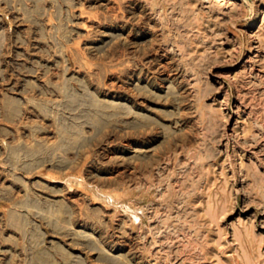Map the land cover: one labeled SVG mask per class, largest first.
I'll return each instance as SVG.
<instances>
[{
	"label": "rangeland",
	"instance_id": "rangeland-1",
	"mask_svg": "<svg viewBox=\"0 0 264 264\" xmlns=\"http://www.w3.org/2000/svg\"><path fill=\"white\" fill-rule=\"evenodd\" d=\"M0 264H264V0H0Z\"/></svg>",
	"mask_w": 264,
	"mask_h": 264
},
{
	"label": "bare ground",
	"instance_id": "bare-ground-1",
	"mask_svg": "<svg viewBox=\"0 0 264 264\" xmlns=\"http://www.w3.org/2000/svg\"><path fill=\"white\" fill-rule=\"evenodd\" d=\"M251 143V142H250Z\"/></svg>",
	"mask_w": 264,
	"mask_h": 264
}]
</instances>
